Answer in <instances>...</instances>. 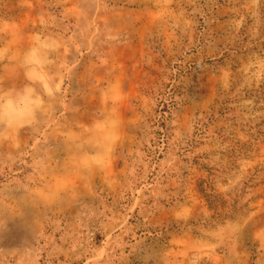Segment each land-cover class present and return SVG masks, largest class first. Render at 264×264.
Listing matches in <instances>:
<instances>
[{
    "label": "rangeland",
    "instance_id": "obj_1",
    "mask_svg": "<svg viewBox=\"0 0 264 264\" xmlns=\"http://www.w3.org/2000/svg\"><path fill=\"white\" fill-rule=\"evenodd\" d=\"M0 264H264V0H0Z\"/></svg>",
    "mask_w": 264,
    "mask_h": 264
}]
</instances>
